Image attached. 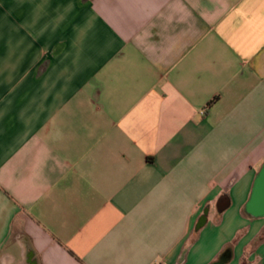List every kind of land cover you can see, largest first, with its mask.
I'll use <instances>...</instances> for the list:
<instances>
[{
    "label": "crops",
    "instance_id": "obj_1",
    "mask_svg": "<svg viewBox=\"0 0 264 264\" xmlns=\"http://www.w3.org/2000/svg\"><path fill=\"white\" fill-rule=\"evenodd\" d=\"M264 0H0V264H264Z\"/></svg>",
    "mask_w": 264,
    "mask_h": 264
},
{
    "label": "water",
    "instance_id": "obj_2",
    "mask_svg": "<svg viewBox=\"0 0 264 264\" xmlns=\"http://www.w3.org/2000/svg\"><path fill=\"white\" fill-rule=\"evenodd\" d=\"M244 212L254 218L264 217V162L257 172Z\"/></svg>",
    "mask_w": 264,
    "mask_h": 264
},
{
    "label": "trees",
    "instance_id": "obj_3",
    "mask_svg": "<svg viewBox=\"0 0 264 264\" xmlns=\"http://www.w3.org/2000/svg\"><path fill=\"white\" fill-rule=\"evenodd\" d=\"M242 264H245L244 262Z\"/></svg>",
    "mask_w": 264,
    "mask_h": 264
}]
</instances>
